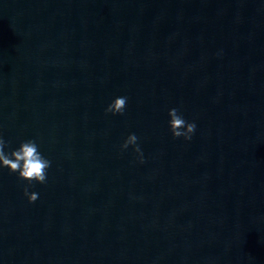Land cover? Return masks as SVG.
Wrapping results in <instances>:
<instances>
[{
    "label": "water",
    "instance_id": "1",
    "mask_svg": "<svg viewBox=\"0 0 264 264\" xmlns=\"http://www.w3.org/2000/svg\"><path fill=\"white\" fill-rule=\"evenodd\" d=\"M0 135V264H264V0H0Z\"/></svg>",
    "mask_w": 264,
    "mask_h": 264
},
{
    "label": "clouds",
    "instance_id": "2",
    "mask_svg": "<svg viewBox=\"0 0 264 264\" xmlns=\"http://www.w3.org/2000/svg\"><path fill=\"white\" fill-rule=\"evenodd\" d=\"M126 96H117L105 108L106 113L113 116L124 115L126 104ZM169 119L167 121L168 130L174 139L182 138L184 141H191L197 125L193 121L185 118L182 110L178 108H170L167 113ZM138 137L134 133H130L120 145L121 151L132 148L136 154L139 163H144V154L138 144ZM52 162L42 153L39 144L33 140H23L18 147L10 148V145L0 135V169H8L12 174H16L19 180L26 181L23 188V195L29 203H33L38 199V193L30 192L29 189L35 184H45L47 182L48 170Z\"/></svg>",
    "mask_w": 264,
    "mask_h": 264
}]
</instances>
